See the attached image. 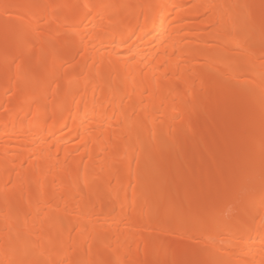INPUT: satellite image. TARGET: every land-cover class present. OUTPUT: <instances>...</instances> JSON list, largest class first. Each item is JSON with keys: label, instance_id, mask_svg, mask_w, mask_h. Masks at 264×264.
<instances>
[{"label": "bare ground", "instance_id": "obj_1", "mask_svg": "<svg viewBox=\"0 0 264 264\" xmlns=\"http://www.w3.org/2000/svg\"><path fill=\"white\" fill-rule=\"evenodd\" d=\"M0 30V264H264V149L238 200L197 179L207 108L264 131V0H0Z\"/></svg>", "mask_w": 264, "mask_h": 264}, {"label": "rangeland", "instance_id": "obj_2", "mask_svg": "<svg viewBox=\"0 0 264 264\" xmlns=\"http://www.w3.org/2000/svg\"><path fill=\"white\" fill-rule=\"evenodd\" d=\"M4 32L3 33L1 32L2 35L0 34V38L5 39L7 37L6 35L7 32L6 34ZM238 111L239 109H231L228 112L217 115V114H213L212 109L210 108L209 109L207 108L205 110L206 121L215 122L217 126L214 131V138L217 142V153L215 154L214 159L210 163L209 167L204 168L197 173V179L201 180L200 182H203V180H205L210 174H213L215 176L212 183L209 182L204 184L200 190L199 198L202 199V201L204 202L203 206H206L207 204H211L213 202H214L213 204H219L227 199L226 193H224L222 190L214 198H210L207 196L211 190L212 187L211 185H219V184L222 185L223 179L220 178V175L223 172L225 166L235 167L241 173V177L238 176L240 178L239 181L240 185L233 187L237 200L240 199L246 187V185L243 184H245L247 181L252 179L251 172L255 169L246 166V162L248 161L247 159L250 157H254L260 149L262 148L264 149V133H263L264 131H258L253 127H252L253 129L252 130L250 129L249 131L245 127V123L248 120V114L246 112L238 113ZM255 118L259 120L260 117H255ZM255 118L250 117V120L255 126L256 125L258 126V124H256ZM261 123L264 124L263 122ZM249 134L253 136V140L249 138ZM227 136H230L231 138L228 140L224 139ZM237 136H241V138L236 139ZM193 142H194V138H191V140L188 142H184L183 148L186 152H188V150L191 148ZM200 159H201L200 152L189 153L184 158L181 167L184 168L185 164H191L193 166H197ZM162 166L163 164H160L161 168ZM161 175L164 179L167 180V182L169 181V184H171L172 189L171 191H169V193H171L173 191L172 175L167 171L162 172ZM174 178L179 183L180 178L177 176H175ZM188 203L189 201L185 199V200L175 201L172 203H169V201H164L163 203H160L158 205L162 206L166 210L174 209L176 211H179V210H183L184 208H187L189 206ZM195 219L196 218L189 219V223L193 224L195 222ZM197 242L198 241H194V240H190L189 242L188 240L187 243L185 242L183 245H181V247L180 246L178 247L179 248L178 251L180 252L184 251V253L186 252L187 257L185 260H181L177 264H206V263L208 264V259L201 258V256L206 252V247H204V245ZM181 249L183 251H181ZM113 256L112 253L104 252L102 256L103 257L102 261L103 259L104 260L106 259L103 262L108 263L109 261L112 260Z\"/></svg>", "mask_w": 264, "mask_h": 264}]
</instances>
